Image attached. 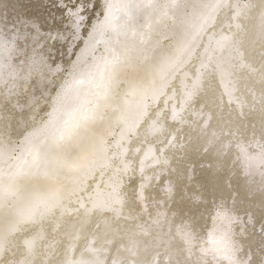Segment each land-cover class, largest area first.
<instances>
[{"label": "bare ground", "instance_id": "6f19581e", "mask_svg": "<svg viewBox=\"0 0 264 264\" xmlns=\"http://www.w3.org/2000/svg\"><path fill=\"white\" fill-rule=\"evenodd\" d=\"M51 1L64 31L0 20V264H264V0Z\"/></svg>", "mask_w": 264, "mask_h": 264}, {"label": "rangeland", "instance_id": "374dc122", "mask_svg": "<svg viewBox=\"0 0 264 264\" xmlns=\"http://www.w3.org/2000/svg\"><path fill=\"white\" fill-rule=\"evenodd\" d=\"M45 1L46 0H42V2H41V0H0V12H1L0 14H2V16H0V20L4 23L13 24L14 26H16V25L21 26L22 24H25V23H28V24L29 23H33V24L36 23L38 27L40 26L41 29H43L44 31L46 30L45 32H49V34L55 33V31L56 32L57 31L58 32L64 31L67 28V26H63V24H65L63 21L67 19V18H65V14H67V12L64 10V8L61 9L59 6H56L57 9H55V5H51L52 1L51 2H45ZM79 2L84 4L85 6H88L85 8V10H83V12H85L87 10V8L90 7L88 13L85 12V16H86L85 23L88 20L91 21L90 19L93 20V17H94V19H98L99 15L102 13L101 12V0H79ZM89 2H90V4H89ZM66 3H67V5H74L75 4V2H73V4H71L69 1H67ZM51 6H53V8H51ZM2 11H3V13H2ZM55 18H57V20H55ZM27 28H30L31 29L30 31L33 30L31 26H28ZM51 30H53V32H51ZM84 32H86L85 26H83V33ZM84 34H86V33H84ZM48 39H49V36L46 38L45 43L41 46V50H45V51L47 50L45 48V45H46ZM67 39H68V37H67ZM53 41H55V40H53ZM80 43H81V41L78 40V42H76L73 45V48L70 52H69V48H67V44H65V43H62L60 46L57 45V47L56 46L53 47V48H56L53 51V54H55L56 57L54 56V58L53 57L50 58L51 63L52 64H58L59 63V65H61V67H62V70L57 72V74H56L57 76H59V74L62 75V72L67 70L66 66H68L69 63L71 62L73 56L75 55V50L77 49V47ZM56 44H59V43H56ZM43 47H44V49H43ZM54 76L55 75L53 74L52 77H54ZM54 78H56V77H54ZM52 80H53V78H51L48 86H47V84H44L41 87V90H43V94H45V95L39 94V87H36V85H33L32 89H31L32 94L38 95L39 98H41V96H43V99L46 100V102L44 103L45 105L42 104V106L39 108L40 110H39L38 118L45 116V111L48 108V102L50 101L52 95L56 92L58 82H55V80H53V82H52ZM44 92H47V93H44ZM4 105L7 106L8 105L7 102ZM28 112H29V107L23 108L21 110V114L28 113ZM24 129H26V127L22 128L20 130L13 131V134L14 135L16 134L15 137H19L21 135V133H23L21 131H23ZM17 131L20 133H17ZM207 172L208 171H206V173L204 175H201L202 173L201 174L196 173V175H195L197 178H199L198 176L204 177L202 180L203 186H201V188L203 189V191L201 192L202 196L205 198H211L210 204H213L212 202L218 200V199H213L212 198L213 196L215 198H217L218 196L219 197H225L228 195L230 196V194L225 193V191H223V190H221L220 192H216L215 190L212 189V187H211L212 183L207 178L209 176V174L207 176ZM221 174H222V172H221ZM224 174L225 173L223 172L222 175H224ZM196 177H193V180ZM235 177H238V176H235ZM197 178L195 180H197ZM191 187H194L193 184L187 186V188H190V189H191ZM190 189H188V190H190ZM234 189H236V187H234ZM194 190L195 189L188 191L189 194L195 193V191L198 192L197 190H195V191ZM237 190H238V193L235 194L234 199H236L237 196H240L241 198L243 196V194H241L242 192L239 189H237ZM188 192H185V193H188ZM228 197H226V199H224L225 201H223V202H228V199H227ZM190 198H191V196H189V200H190ZM208 202H209V200L206 203H208ZM190 203H192V201ZM190 203L188 206L185 205L183 207V209H181V211H183V216L185 215V216H187L186 218L189 219V216L192 213L191 220H193V225H196L197 223H195V222H198L200 224V225L198 224L200 226L199 227V230H200L199 234L204 233L205 227H207V225H208V221H209L210 215L212 213L213 207H210L211 205L209 203H208V205L205 204V205H207V207L205 206L206 210H205V207L202 209V212L205 213V217H204L205 219L203 221H201L202 222V224H201V222H199L200 218H198L199 216L197 215V208L194 206L193 207L190 206ZM195 205H197V204H195ZM257 205L258 204L254 203V204H251V207H250V209H252L251 211H252V215L254 216V218H253L254 221L259 220V218L261 217L260 211L259 212L256 211V209L258 207ZM195 216H197V218H195ZM255 218H257V219H255ZM203 222H205V223L203 224ZM261 226H264V222ZM247 246H249V245H247ZM251 247H253V245H250V248ZM253 255H255V252Z\"/></svg>", "mask_w": 264, "mask_h": 264}]
</instances>
